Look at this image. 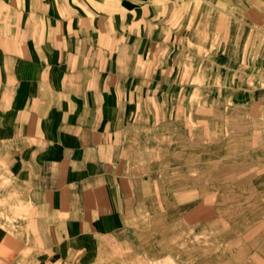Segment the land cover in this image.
<instances>
[{
  "label": "crops",
  "instance_id": "obj_1",
  "mask_svg": "<svg viewBox=\"0 0 264 264\" xmlns=\"http://www.w3.org/2000/svg\"><path fill=\"white\" fill-rule=\"evenodd\" d=\"M212 6L0 0V264L182 254L183 184L212 151L200 136L214 134L218 110L264 103V81L239 69L260 70L242 32L211 52ZM219 72L236 79L215 86ZM259 226L235 264H264Z\"/></svg>",
  "mask_w": 264,
  "mask_h": 264
},
{
  "label": "rangeland",
  "instance_id": "obj_2",
  "mask_svg": "<svg viewBox=\"0 0 264 264\" xmlns=\"http://www.w3.org/2000/svg\"><path fill=\"white\" fill-rule=\"evenodd\" d=\"M209 1L213 5V16L220 12V23L210 26L215 34L212 35L211 52L221 48L220 41L230 37L233 26L234 30L242 32L240 46L251 49L250 53L260 64L258 72L243 66L239 69L244 76L258 75L264 81V0H229V7L219 0L218 3ZM200 74L205 80L208 78V73ZM225 74L224 78V72L211 73V82L220 86L229 75L231 81L236 79L233 73ZM202 124L208 127L205 121ZM213 127L209 126V130L214 134L200 136V147L212 145V151L200 154L199 168L193 173L197 182L188 179L183 184V230L180 234L183 252L177 259L174 256L145 264H230L229 260L235 264L233 256L255 251V248L242 247L253 242L255 229L260 224L264 230V103L218 110ZM207 138L211 142L203 141ZM195 200L199 214L190 220L189 208ZM259 234L264 239V231ZM234 241L238 243L236 246H232Z\"/></svg>",
  "mask_w": 264,
  "mask_h": 264
},
{
  "label": "bare ground",
  "instance_id": "obj_3",
  "mask_svg": "<svg viewBox=\"0 0 264 264\" xmlns=\"http://www.w3.org/2000/svg\"><path fill=\"white\" fill-rule=\"evenodd\" d=\"M215 1H217V3H218V0H215ZM227 1V0H226ZM231 1V0H230ZM234 27L232 26L230 29H231V31H229V33L231 34L232 32H234V31H236V30H234L233 29ZM244 46V45H243ZM232 127V126H231ZM225 133V132H224Z\"/></svg>",
  "mask_w": 264,
  "mask_h": 264
}]
</instances>
